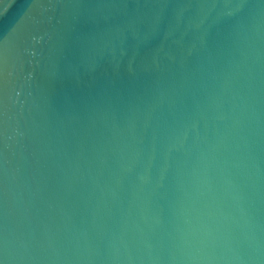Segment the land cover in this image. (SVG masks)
I'll use <instances>...</instances> for the list:
<instances>
[{
  "label": "water",
  "instance_id": "water-1",
  "mask_svg": "<svg viewBox=\"0 0 264 264\" xmlns=\"http://www.w3.org/2000/svg\"><path fill=\"white\" fill-rule=\"evenodd\" d=\"M0 264H264V0H0Z\"/></svg>",
  "mask_w": 264,
  "mask_h": 264
}]
</instances>
